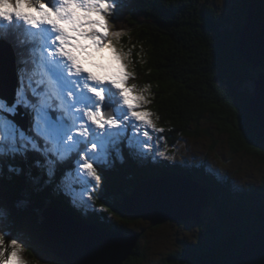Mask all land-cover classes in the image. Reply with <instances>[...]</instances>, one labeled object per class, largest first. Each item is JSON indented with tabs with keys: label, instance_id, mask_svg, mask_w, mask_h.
Instances as JSON below:
<instances>
[{
	"label": "trees",
	"instance_id": "1",
	"mask_svg": "<svg viewBox=\"0 0 264 264\" xmlns=\"http://www.w3.org/2000/svg\"><path fill=\"white\" fill-rule=\"evenodd\" d=\"M249 4L264 11V0H238L240 19L234 22L216 9L214 0H121L114 27L124 32L116 43L125 51L132 50L134 83L139 90L149 85L147 92L152 96L147 109L154 113L157 127L165 129L153 133V138L164 137L170 151L181 137L208 134L202 127L208 121L228 135L233 151L258 154L264 161V128L248 106L256 70L236 51L244 7ZM39 158L29 153L27 159L18 156L3 162L0 202L10 211L12 234L26 241L42 264H64L38 242L46 207H62L85 222L133 235L128 226L136 217L124 211L123 198L139 182L168 171L202 183L208 193L207 208L215 211L217 219L214 224L205 223L195 239L169 253L167 264H232L264 224V178L260 184L237 185L206 162L182 164L158 157L153 160L151 155L134 158L125 149L123 161L114 160L111 167L101 169L100 186L92 193L95 207L87 208L75 205L59 187L64 171L73 164L60 165L54 180H49L35 166ZM9 164L19 167L20 173L10 172ZM21 200L25 204L18 207ZM140 238L123 264L145 260Z\"/></svg>",
	"mask_w": 264,
	"mask_h": 264
},
{
	"label": "snow or ice",
	"instance_id": "2",
	"mask_svg": "<svg viewBox=\"0 0 264 264\" xmlns=\"http://www.w3.org/2000/svg\"><path fill=\"white\" fill-rule=\"evenodd\" d=\"M121 7V0H0V43L15 51L18 80L11 102L0 96V170L5 160L36 153L35 166L54 180L57 168L71 160L59 187L81 207H95L97 169L123 161L125 149L134 158L173 159L153 150L164 140H154L153 133L165 129L144 107L151 103L145 95L149 85L138 91L128 83L136 75L129 71L132 50L108 39L124 32L110 25ZM105 51L115 65L92 60ZM85 62L103 74L85 68ZM21 109L31 117L26 128L14 119ZM8 170L21 171L11 164ZM9 216L0 202V264H27L20 238H12L6 223Z\"/></svg>",
	"mask_w": 264,
	"mask_h": 264
},
{
	"label": "water",
	"instance_id": "3",
	"mask_svg": "<svg viewBox=\"0 0 264 264\" xmlns=\"http://www.w3.org/2000/svg\"><path fill=\"white\" fill-rule=\"evenodd\" d=\"M244 8L245 22L239 30L236 51L256 70L248 106L264 128V11L253 4ZM17 85L14 52L8 44L0 43V96L11 102ZM14 119L21 126H28L24 109ZM136 187L123 198L126 213L154 226L183 219L203 222L201 212L208 206V193L197 180L169 173L141 181ZM43 213L38 242L64 264H123L142 235L98 227L62 207H47ZM232 264H264V224L242 246Z\"/></svg>",
	"mask_w": 264,
	"mask_h": 264
},
{
	"label": "rangeland",
	"instance_id": "4",
	"mask_svg": "<svg viewBox=\"0 0 264 264\" xmlns=\"http://www.w3.org/2000/svg\"><path fill=\"white\" fill-rule=\"evenodd\" d=\"M214 4L218 11L234 19V22L237 20L239 21V7L241 6L238 7V0H214ZM117 15L110 19L111 30H115L114 20H116ZM108 39L113 41L116 48L124 50V48L116 43V37L109 36ZM92 60L97 64L108 65L111 63L115 65L112 54L107 51L104 52L103 56H93ZM84 67L99 74H103L104 71L103 69L94 67L92 63L88 62L84 63ZM129 71H132L130 65ZM128 83L135 84L133 78L130 79ZM137 90L139 91L138 88ZM145 95H147L150 100L152 96L151 93L149 94L147 92ZM144 107L147 108V105ZM202 127H205L209 133L199 136V138L195 137L189 139L186 136L181 137L177 140L172 151L169 150L167 143L160 141L153 150H165L167 155L173 157V159H171L172 162H181L182 164L189 163L190 165L191 163L206 162L208 163L207 166L219 171L220 175L222 174L230 178L237 185L241 184L246 186L249 184H260L264 178V161H262L258 154L233 151L230 148L228 135L220 132L211 122L204 121ZM214 141L217 143L216 147L212 149L211 145ZM101 169L103 168L97 169L100 175L102 174ZM155 177L157 178L158 176ZM201 215L203 220L201 224H198L195 219H183L167 221L156 226L152 225L148 220L136 217V221L129 224L128 227L131 228L130 232H141L143 234L142 238H140V247L146 254L145 260L137 264H167V256L169 253L174 252L179 247L185 246L186 242L195 239L197 235L204 230L201 226H204L205 223L214 224L217 219L215 211L207 207L203 208ZM6 223L9 225L8 219ZM17 236L12 234V238H16ZM19 238L22 244L21 255L23 259L27 261V264H42L36 257L37 253L34 249L29 247V244L21 237ZM30 252H33L35 257L30 258ZM6 255L7 253H5V256Z\"/></svg>",
	"mask_w": 264,
	"mask_h": 264
},
{
	"label": "bare ground",
	"instance_id": "5",
	"mask_svg": "<svg viewBox=\"0 0 264 264\" xmlns=\"http://www.w3.org/2000/svg\"><path fill=\"white\" fill-rule=\"evenodd\" d=\"M248 1V0H247ZM12 48V47H11ZM12 50H13V52H14V55H15V60H16V54H15V51H14V49L12 48ZM15 65H16V63H15ZM16 73H17V67H16ZM18 86V85H17ZM138 187H135V189H137ZM141 192V189H139L138 190V193H140ZM77 217V216H76ZM43 218H44V213H43ZM41 245V244H40ZM45 247V246H44ZM125 262V261H124Z\"/></svg>",
	"mask_w": 264,
	"mask_h": 264
}]
</instances>
